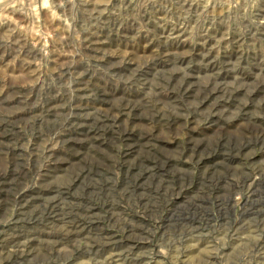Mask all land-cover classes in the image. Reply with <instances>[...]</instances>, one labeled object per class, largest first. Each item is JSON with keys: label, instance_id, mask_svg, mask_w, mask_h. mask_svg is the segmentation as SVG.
I'll use <instances>...</instances> for the list:
<instances>
[{"label": "rangeland", "instance_id": "1", "mask_svg": "<svg viewBox=\"0 0 264 264\" xmlns=\"http://www.w3.org/2000/svg\"><path fill=\"white\" fill-rule=\"evenodd\" d=\"M0 264H264V0H0Z\"/></svg>", "mask_w": 264, "mask_h": 264}]
</instances>
